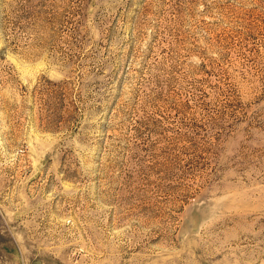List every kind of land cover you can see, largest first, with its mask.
<instances>
[{"label":"rangeland","instance_id":"obj_1","mask_svg":"<svg viewBox=\"0 0 264 264\" xmlns=\"http://www.w3.org/2000/svg\"><path fill=\"white\" fill-rule=\"evenodd\" d=\"M0 264H264V0H0Z\"/></svg>","mask_w":264,"mask_h":264}]
</instances>
